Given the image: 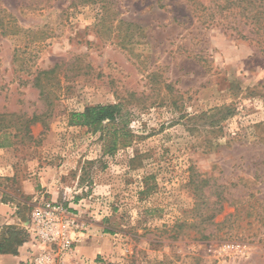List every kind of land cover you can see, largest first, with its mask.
Segmentation results:
<instances>
[{"label": "rangeland", "instance_id": "374dc122", "mask_svg": "<svg viewBox=\"0 0 264 264\" xmlns=\"http://www.w3.org/2000/svg\"><path fill=\"white\" fill-rule=\"evenodd\" d=\"M242 1L0 0V243L55 202L108 246L65 264H264L263 0Z\"/></svg>", "mask_w": 264, "mask_h": 264}, {"label": "built area", "instance_id": "2783aa9c", "mask_svg": "<svg viewBox=\"0 0 264 264\" xmlns=\"http://www.w3.org/2000/svg\"><path fill=\"white\" fill-rule=\"evenodd\" d=\"M25 229L37 248L25 264H65L87 232L80 213L55 202L35 205ZM235 248L239 250L241 246Z\"/></svg>", "mask_w": 264, "mask_h": 264}, {"label": "trees", "instance_id": "16d2710c", "mask_svg": "<svg viewBox=\"0 0 264 264\" xmlns=\"http://www.w3.org/2000/svg\"><path fill=\"white\" fill-rule=\"evenodd\" d=\"M263 1L259 7L260 9L253 16V22H255V27H257L254 31L257 37L253 40L262 48V52L264 53V26L261 25L262 17L264 16ZM242 2V0H225V4L228 6L227 8H230L229 6L232 5L241 6ZM251 5H255L253 0H251ZM70 118V126L72 127L100 128L106 121L116 126L118 122L126 118V115L123 114V106L119 103L89 106L82 112L73 113ZM34 121H37V119H32V122ZM26 131L29 132L28 126L26 127ZM0 147L5 146L1 145ZM7 230L10 235L6 239H3V243H0V255H17L19 253V248L30 241V234L25 228L15 229L13 227H8ZM109 233H111V231H109Z\"/></svg>", "mask_w": 264, "mask_h": 264}, {"label": "crops", "instance_id": "0c3cea01", "mask_svg": "<svg viewBox=\"0 0 264 264\" xmlns=\"http://www.w3.org/2000/svg\"><path fill=\"white\" fill-rule=\"evenodd\" d=\"M2 210L4 209L1 208L0 212ZM86 238H89V240ZM107 247L97 243L95 237L91 238V236L87 234V236L84 239H81L77 244V257L79 258L81 256L93 260L94 258L104 254L107 251ZM36 250L37 248L33 246L32 242L25 243L22 247H20L17 255H0V264H25L30 258L32 252L34 253Z\"/></svg>", "mask_w": 264, "mask_h": 264}]
</instances>
